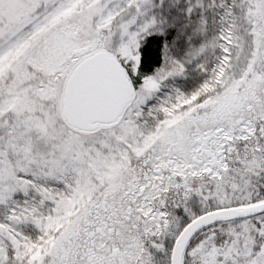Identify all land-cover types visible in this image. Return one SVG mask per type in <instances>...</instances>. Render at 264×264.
<instances>
[{
    "label": "snow or ice",
    "instance_id": "1",
    "mask_svg": "<svg viewBox=\"0 0 264 264\" xmlns=\"http://www.w3.org/2000/svg\"><path fill=\"white\" fill-rule=\"evenodd\" d=\"M0 264H264V0H0Z\"/></svg>",
    "mask_w": 264,
    "mask_h": 264
}]
</instances>
